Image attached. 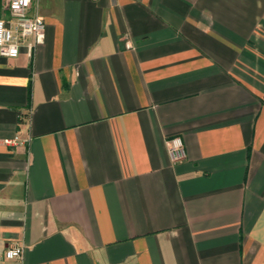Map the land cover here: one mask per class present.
<instances>
[{
	"label": "crops",
	"instance_id": "obj_1",
	"mask_svg": "<svg viewBox=\"0 0 264 264\" xmlns=\"http://www.w3.org/2000/svg\"><path fill=\"white\" fill-rule=\"evenodd\" d=\"M33 12L0 56V264H264V0Z\"/></svg>",
	"mask_w": 264,
	"mask_h": 264
},
{
	"label": "built area",
	"instance_id": "obj_2",
	"mask_svg": "<svg viewBox=\"0 0 264 264\" xmlns=\"http://www.w3.org/2000/svg\"><path fill=\"white\" fill-rule=\"evenodd\" d=\"M8 18L0 19V56L13 59L22 50L31 57L44 37L45 22L33 12L35 0H0ZM168 157L172 164L186 158L183 141L174 137L166 141ZM23 247L17 243L7 246L4 258L7 261L20 260Z\"/></svg>",
	"mask_w": 264,
	"mask_h": 264
}]
</instances>
